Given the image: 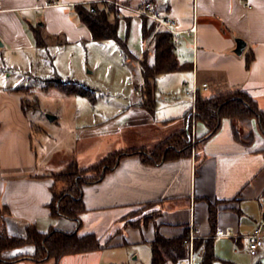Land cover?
Listing matches in <instances>:
<instances>
[{
	"label": "crops",
	"instance_id": "crops-1",
	"mask_svg": "<svg viewBox=\"0 0 264 264\" xmlns=\"http://www.w3.org/2000/svg\"><path fill=\"white\" fill-rule=\"evenodd\" d=\"M121 1L131 8L153 1L166 16L177 21L180 33L175 45L176 55L180 63H188L191 69L167 75L184 76L181 91L191 87L194 79L200 87L208 85L207 90H200L204 97L240 90L249 94L264 112V0ZM58 2L59 5L50 6V0H0V53L37 51L35 31L38 28L49 43L59 37H65L62 43L65 46L91 40L89 29L71 13L75 14L74 7L78 4L102 6L109 0ZM121 13L123 19L133 23L135 36L142 38L143 18L127 10ZM123 19L120 22L126 24ZM238 39L246 43L241 55L235 53ZM142 44L145 51L148 50L149 41L143 40ZM134 66L139 72L138 90L143 81L139 63ZM186 74H189L188 78ZM15 89L0 88V212H7L3 220L8 233L23 236L28 225H35L42 233L51 228L73 231L75 222L51 215L48 206L52 201V175L58 173L54 169L43 172L33 139L35 129L22 110L24 93ZM182 96L191 101L183 93ZM139 97L134 94L133 101ZM191 108L192 104L180 106L158 116L157 109L151 115L141 107H133V120H129L124 128H113L111 119H106L77 127V131L80 137L87 135L99 141L88 152L92 158L97 156L99 162L118 152L111 139L132 127L133 135L138 136L137 141L133 138V148L144 143L140 137L144 133L155 144L186 130L187 113ZM244 127L246 133H253L251 146H244L234 138L233 125L228 119L222 121L214 136L202 141L200 139L207 130L195 121L194 134L199 143L193 146L191 155L167 160L158 166L144 164L138 156L122 159L102 181L83 188L87 211L82 215V232L97 227L101 218L108 214L150 205L159 212L156 221L141 228L119 221V230L123 232L113 238L108 249L150 245L156 237V226L165 238H182L191 225L195 226L200 238H212L217 231L223 230L228 238H214L215 242L231 240L240 250L248 249L246 237L264 221V136L255 120ZM89 132L92 134L88 135ZM210 205L217 211L214 234ZM31 252L33 247L29 246L6 251L3 255L11 257ZM69 257L72 256L63 258L60 263ZM250 257L258 264H264V246L257 257ZM25 262L35 264L30 260L14 264Z\"/></svg>",
	"mask_w": 264,
	"mask_h": 264
},
{
	"label": "rangeland",
	"instance_id": "rangeland-1",
	"mask_svg": "<svg viewBox=\"0 0 264 264\" xmlns=\"http://www.w3.org/2000/svg\"><path fill=\"white\" fill-rule=\"evenodd\" d=\"M71 16L77 20L76 14L71 13ZM157 32L160 31L155 27L147 39L149 44L148 50L145 51L143 39L135 36L131 23L129 50L137 58L143 54L141 59L144 58L145 52L151 54ZM126 34L127 21L126 24L120 22V36L125 38ZM63 38L65 37L53 39L51 43L48 41V48H39L37 51L26 49L0 53V88H27L30 90L27 95L30 102L33 103L35 97L39 101V107L30 110L27 119L35 129L33 139L43 172L54 169L53 171L58 174L67 171L73 162H78L79 167L86 168L97 163L99 159L97 156L92 158L93 155L88 153L99 141L92 140L87 135L80 137L77 127L111 119L110 125L113 128H124L129 120H133L132 108H138L140 100L133 101L134 94H139L137 91L139 72L134 66L138 62L135 59L127 60L115 41L99 42L91 39L65 46L62 44L65 41ZM57 76L63 80H77L88 85L95 92L96 102L93 104L86 98L65 96L54 89L43 91L42 87L46 80ZM183 77L181 74L164 75L157 79L158 116L180 106H190L191 101L182 96ZM185 77L188 78L189 74ZM90 134L92 133L89 132L88 135ZM147 136V133L140 135L144 143H139L136 148H133V138L137 141L138 136L133 135V127L122 131L111 140L115 144V151L134 149L143 152L153 151L158 144L166 140L165 138L153 144ZM197 141V136L193 135V146ZM135 210L136 208H132L108 214L101 218V223L99 222L97 227L84 231L98 232L105 240L120 229L121 219L129 216L127 220L122 221L126 225L132 217L133 222H139L144 216L155 214L153 207H146L144 213ZM97 252L75 255L60 264H151L152 258L151 246L148 244L106 248L101 253ZM215 253L219 259L214 264H258L257 260L249 256L247 248L240 250L231 240H217ZM47 264L56 263L50 260Z\"/></svg>",
	"mask_w": 264,
	"mask_h": 264
},
{
	"label": "trees",
	"instance_id": "trees-1",
	"mask_svg": "<svg viewBox=\"0 0 264 264\" xmlns=\"http://www.w3.org/2000/svg\"><path fill=\"white\" fill-rule=\"evenodd\" d=\"M74 10L78 21L89 29L93 41H115L126 59L132 58L138 61L143 81L142 86L137 90L140 95L139 107L154 115L157 107L158 77L191 69L188 63L179 62L171 34L157 32L153 40L151 54H148L147 51L144 58L139 60L128 47L131 22L126 20L127 34L125 38H122L119 34L120 21L117 18L119 10L114 5L109 3L102 6L95 3L87 6L78 4ZM155 27L154 23L142 19L141 37L144 41L152 35ZM35 42L38 48H48L49 46L48 39L40 28L35 31ZM53 89L65 96L86 98L93 104L96 102L94 90L77 80H63L58 76L46 80L42 90L48 92ZM15 90L24 91L22 110L26 116L30 110L39 107L36 97L33 103L30 102L31 100L27 96L29 89L16 88ZM195 112V116H193L192 108L188 111L186 130L173 133L158 144L153 151L122 150L106 156L88 168H80L76 162H73L67 171L52 175V179H54V184L50 188L52 201L48 207L52 216L64 217L75 222L76 227L73 231L67 232L51 228L48 232L42 233L37 230L35 225H28L23 236L11 235L3 220L7 212L2 210L0 212V264H14L23 260H30L35 264H44L53 260L59 264L63 258L68 256L88 254L108 248L113 238L121 235L123 230H116L114 235L105 240L98 235V232H82V215L87 211L83 188L102 181L107 174L116 169L122 159L129 156H138L144 164L158 166L167 160L191 155L194 120L202 123L207 130L203 138L200 139L202 141L214 136L220 130L224 119H228L232 123L234 138L244 146H251L254 139L252 132H245L244 126L248 122L255 120L260 133L264 136V112L259 109L257 102L243 91L237 90L210 97H204L199 92ZM197 143L199 142L197 141ZM146 207L152 206L144 205L136 208L135 211L144 213ZM154 212L153 216L152 214L144 216L139 222H133L132 217L126 226L145 227L149 222L156 221L159 212L155 210ZM128 218L129 216L121 221ZM216 221L217 211L214 206L210 205V224L213 234L216 229ZM185 236L177 239L165 238L159 233L158 226H156L155 240L150 243L151 264H176L186 258L187 248L183 245ZM29 246L33 247L31 253H20L11 257L3 255L6 251ZM195 249L200 254L202 264H214L218 261L214 238L197 239Z\"/></svg>",
	"mask_w": 264,
	"mask_h": 264
},
{
	"label": "built area",
	"instance_id": "built-area-1",
	"mask_svg": "<svg viewBox=\"0 0 264 264\" xmlns=\"http://www.w3.org/2000/svg\"><path fill=\"white\" fill-rule=\"evenodd\" d=\"M50 6L59 5L58 0H50ZM114 5L119 12L117 13V18L121 19L122 11L127 10L133 13L134 15L146 19L156 25V28L159 31L166 32L171 34L172 41L174 45L178 43V23L174 18L168 17L165 13L156 5L153 1H146L138 8H131L128 5L124 4L121 0H109L107 2ZM131 85V83H128ZM208 85L202 84L201 87L196 79H194L191 87H184L183 93L185 96L191 99L192 104V115L195 116V107L197 96L201 89L207 90ZM195 120L193 121L194 128ZM194 134V129L192 133V138ZM228 234L223 230L217 231L212 238H228ZM248 251L250 256L257 257L261 248L264 246V221H262L251 234L247 237ZM200 239L197 234V230L194 225H191L187 235L183 240V245L187 248V256L183 260H180L176 264H202L200 254L195 249V241Z\"/></svg>",
	"mask_w": 264,
	"mask_h": 264
},
{
	"label": "water",
	"instance_id": "water-1",
	"mask_svg": "<svg viewBox=\"0 0 264 264\" xmlns=\"http://www.w3.org/2000/svg\"><path fill=\"white\" fill-rule=\"evenodd\" d=\"M236 43H237V47H236V49H235V53H236L237 55H241V54L243 53L245 47H246V43H245L243 40H241V39H238V40L236 41ZM51 119L53 120L52 117H51Z\"/></svg>",
	"mask_w": 264,
	"mask_h": 264
}]
</instances>
